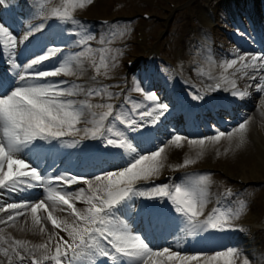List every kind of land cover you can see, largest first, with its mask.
Instances as JSON below:
<instances>
[{
  "label": "snow or ice",
  "instance_id": "snow-or-ice-1",
  "mask_svg": "<svg viewBox=\"0 0 264 264\" xmlns=\"http://www.w3.org/2000/svg\"><path fill=\"white\" fill-rule=\"evenodd\" d=\"M92 2L60 0L58 7L46 10L50 0H37L41 21L22 35L0 22V59L7 57L13 70L11 78L0 75V213H6L0 225L15 226L18 218L30 215V230L47 235L46 241L34 244L0 227V255L8 264H237L240 253L235 247L213 255L188 254L174 250L172 244L161 246L158 240L183 233L199 236L203 245L213 244L215 234L236 230L233 222L243 203L233 210L218 201L206 214L210 174L181 183L172 177L156 181L165 168L168 148L179 149L187 142L203 150L206 141L215 144L235 136L242 144L248 118L228 131L213 125V135L189 138L164 126L171 114L169 103L141 83L131 91L140 93L142 101L125 95L119 105L93 104L92 98L110 101L122 95L109 92L111 86L100 84L97 77H107L115 65L118 53L107 45L123 32L109 31L97 41L101 47L94 49L95 35L73 16ZM69 22L82 30L73 32L78 38L71 41L80 50L65 54L69 42L62 25ZM86 61L95 72L94 86L57 79L77 75L74 69H82ZM219 67L220 75L209 76L214 82L203 94H192V100L203 101L205 95L220 91L245 99L254 89L264 106V53L237 52ZM244 77L255 83L241 90L237 79ZM76 96L84 99H73ZM231 103L225 100L220 106L227 112ZM164 135L167 140L161 138ZM65 148L89 158V168L56 172L52 166L51 171L42 167L45 157ZM194 163L185 158L170 167L179 170ZM231 195L230 189L223 193L225 199ZM5 197L13 202L5 203ZM57 212H66L71 219ZM243 264L250 261L245 258Z\"/></svg>",
  "mask_w": 264,
  "mask_h": 264
},
{
  "label": "rangeland",
  "instance_id": "rangeland-1",
  "mask_svg": "<svg viewBox=\"0 0 264 264\" xmlns=\"http://www.w3.org/2000/svg\"><path fill=\"white\" fill-rule=\"evenodd\" d=\"M93 0L91 5L86 6L84 9H77L74 11L73 16L80 20L82 24L86 26L96 37L95 40L91 42L94 49L101 47L97 41L101 36L105 35L113 29H119L123 32V35L117 36L113 39L110 45H107L112 51L117 52V60L113 67L110 68L108 76H99L97 80L100 84L111 86L108 88L109 92L116 93L115 88H122L125 86L122 95L119 97H113L110 101L107 99H101L99 97L92 98L91 102L93 104L111 102L117 105L124 101L125 95L137 100L142 101L143 96L140 93L133 92L131 89L136 83H141L145 90L155 91L157 95L161 97V100L165 102L164 93L171 83V79L174 77L172 75L173 71L171 69L172 65H175L178 74L181 75L182 79H191L195 88H185L180 87L176 90L190 91L194 93H204V90L209 84H212V77H218L217 75H208L211 70H206L203 74L197 77L193 76V72L201 70L203 63L207 62L209 58L213 56L217 51L222 49H227L232 51L233 49L239 47V40H244L246 42V50L248 53H264V15H258L259 11L255 6L264 4V0H246L244 4L238 0H230V3L225 4L219 3V0ZM225 1V0H224ZM252 3L254 6V12L252 16L248 12V5ZM60 5V0H50V3L46 6V10H50L52 7H58ZM260 7V6H258ZM231 8V11L236 15L237 21L242 24L243 29L237 28V32H233L231 29L236 30V26H232L231 23L222 21V10ZM196 10H200L202 14H209L210 18L213 20L214 26L207 27L203 32L199 29L202 25V21L199 19H186V17L196 15ZM39 6L34 0H3L0 3V22L4 25H16L20 21V25L16 27L15 32L20 35L23 34L24 30L32 24H38L41 21L39 16ZM219 12V16L216 14ZM144 13H148L151 17H144ZM204 16V15H203ZM83 17L91 18L92 20H86ZM95 18H108L110 23L107 27L94 21ZM193 18V17H192ZM186 20L188 24L185 25ZM52 23V21H49ZM222 23V24H221ZM221 24V25H219ZM66 29L68 46L64 47L65 54H71L79 51L80 49L71 44L74 38L73 32L82 31L78 29L77 25L69 24L62 25ZM205 27V26H204ZM183 30V31H182ZM206 30V31H205ZM202 33V37L200 36ZM241 34L244 38L239 39ZM182 34L183 37L187 38L185 42L179 40V35ZM139 36L144 37V43H139L137 38ZM183 37H181L183 39ZM208 37V39H206ZM210 39V40H209ZM207 40V41H206ZM208 42V46L202 47L201 44ZM248 43V45H247ZM210 45V46H209ZM192 51V52H191ZM98 59V56H97ZM7 57L4 59V63L1 65L0 75L7 77H12L13 70L11 66L6 62ZM133 60L135 65L130 69L127 67V61ZM215 68L219 67L220 63H216ZM74 71L77 75L66 76L67 78L74 77L77 79H85L86 82H78L77 84H82L85 86H94L95 82L91 80V77L95 75L94 69L86 61L84 67L75 68ZM166 72L168 74L169 83L167 84L162 77V73ZM239 75V74H238ZM64 79V78H57ZM125 80V83H120L119 80ZM71 82L69 79H64ZM174 81V80H173ZM239 84V81H237ZM176 83L173 82V87H176ZM245 87L242 86L241 90ZM250 91V90H249ZM251 95L249 98L238 99L233 98L230 106H235L232 112H217L216 116L202 115V119L198 122L197 126H201L200 130L202 135H205V128H209L214 131V127L218 126L223 131H228L235 127L238 123L248 118V131L245 140L240 144L238 136L232 139L230 154L223 158V162L220 166H206L198 167L197 169H186L185 174H190L191 178L177 176L174 181L180 183L185 180H195L202 174H215L219 176L216 181L218 185H222L220 178H224L225 188L232 185L230 188L231 192L234 194H239L242 199H250L257 196L258 203H264V177L259 181L247 180L243 181V175L252 165L257 164L260 161H264V106L261 105V94H258L252 89L250 91ZM75 100H83V96L73 97ZM174 100H168L169 105H173ZM185 103H189L191 106L197 101L187 100ZM183 102V103H184ZM235 103L237 105H235ZM172 107V106H171ZM170 107V108H171ZM99 111V109H97ZM244 114V115H243ZM242 115V116H240ZM172 122L164 121V125L168 130H175L189 138H194V135L185 131V127L189 126L186 122L180 121V114L173 117ZM168 120V119H167ZM167 140V136L161 137ZM240 145L237 147V145ZM172 148H168L167 159L174 156L172 153ZM252 149L254 151V161L247 163L243 158V153ZM70 148H65L60 151L56 156L45 157L42 167L55 168L56 172L65 169L63 162L65 159L73 161L74 167L78 169H87L89 166H82L83 160L81 159V153L76 152V154L71 155L69 152ZM234 152V153H231ZM167 161V160H166ZM181 163V162H180ZM237 165L240 172H235ZM52 166V168H50ZM264 166V165H263ZM179 170H173L172 168L165 167L163 169L160 178H163L164 173L180 172ZM198 171V175L195 176L194 173ZM55 174V173H53ZM159 178V179H160ZM158 179V180H159ZM162 182V181H160ZM158 182V183H160ZM245 182V184H243ZM213 185V182H211ZM240 191V193H238ZM40 198H43L42 196ZM13 202L5 197V203ZM19 202V201H15ZM242 202H240L241 204ZM80 207L83 205L80 204ZM236 209L239 206H235ZM11 211V210H9ZM57 216L63 217L65 219H71L66 212H57ZM6 216V213H0V217ZM29 216V215H28ZM27 216V217H28ZM261 219L255 224L257 227L264 228V210L261 213ZM25 217H20L17 219L15 226L7 227L0 225L6 229H11L12 231H17L20 233L25 229L24 223L21 224L20 220ZM51 226V225H50ZM51 231H53L51 227ZM59 231V230H56ZM60 235L65 236L66 234L61 232ZM40 241L44 237H38ZM184 234L178 233L175 236H171L167 241L162 238L158 240V244L161 246H167L170 242L171 244L183 245ZM215 243L210 244L209 251L215 252L219 250H224L227 247L234 246L232 243H222L219 237H215ZM34 243V240H29ZM259 241V240H258ZM257 247V245H256ZM259 250L263 248V245H258ZM249 247L245 248V255L248 259L252 261H258L254 255L249 252ZM187 252L185 250H180ZM191 254L190 252H187ZM253 263V262H252ZM0 264H8L7 258L0 257ZM15 264V261H14ZM45 264H51V262H45ZM258 264H264V261Z\"/></svg>",
  "mask_w": 264,
  "mask_h": 264
},
{
  "label": "bare ground",
  "instance_id": "bare-ground-1",
  "mask_svg": "<svg viewBox=\"0 0 264 264\" xmlns=\"http://www.w3.org/2000/svg\"><path fill=\"white\" fill-rule=\"evenodd\" d=\"M239 2H241L242 4H244L246 2V0H238ZM251 1V0H250ZM210 3H213L212 0L209 1ZM227 2L230 3V0H219V3H223L225 4ZM222 10V18L223 21L225 22H229L232 24V26H236V30L235 29H231L233 32H237V28L243 29L242 24H240V22L237 21L236 15L231 11V8H226V9H221ZM196 15L194 16H189L186 17V19H199L200 21H202V25L199 29L203 32L204 29H206L207 27H211L214 26L215 24L213 23V20L210 18V15L207 14H202L200 12V10H196ZM248 12L250 13V15L252 16V12H251V8L250 5H248ZM261 15H264V4L261 6L260 11L258 12ZM219 16V12L217 11L216 13ZM204 15V16H203ZM193 17V18H192ZM188 20H186L185 25L188 24L187 22ZM221 23V24H222ZM219 24V25H221ZM7 25V24H6ZM20 25V21L18 22V24L16 25H7L10 26V30H15L16 27H18ZM205 26V27H204ZM183 31V30H182ZM206 31V30H205ZM201 37H202V33H200ZM239 35V39L244 38L240 33ZM183 37L182 34L179 35V40L182 41L183 43L185 42V40L187 39L186 37L183 39L181 38ZM206 39H208V37H206ZM210 40V39H209ZM207 41V40H206ZM204 42V44H201L202 47H206L208 46V42ZM239 47L233 49L232 51H228L227 49H222L221 51H217L216 53L213 54V56L211 58H209L207 60V62H205V64L203 63V68L201 70H197L196 72H193V76L197 77L198 75L203 74L204 71H208L211 70L210 73H207L208 75H217L219 76L221 73V69L220 67L215 68L214 66L217 65L216 63H221L224 59L226 58H232V55L239 52L240 54L243 53H248V51L246 50V42L244 43V40H239ZM248 45V43H247ZM210 46V45H209ZM192 52V51H191ZM232 70H229V72H231ZM162 77L165 80V82L168 84L169 83V79H168V74L166 72L162 73ZM183 77L181 75L178 74V79H177V86L173 87L172 85V81L171 83H169V86L167 87V90L164 93V97H165V102L168 103V100L173 99V105H176L177 103H179L177 105V107L170 112L171 114L168 115L167 119L168 120H163L164 121H177V120H173V117H176L178 114H180V121L182 122H186V124H188L189 126L185 127V131H187L188 133L194 135V138L197 137H201V136H210L214 134L213 130H210L209 128H205V135H202V131L200 130L201 126H197L198 122L200 121V119H202V115H208V116H216L217 112H221L224 109L220 108L218 109V111H215V108L217 105H221L223 101V99L220 98L221 95V91L216 93L215 98L210 97L209 94L205 95V99L203 101H197L196 103H194V105L192 107H190L184 114L180 113V104L181 102L187 101V100H191V96H192V92H190L189 90L187 91H183V90H176L177 88L180 89V87H187V88H195V86L193 85V82L191 79H182ZM237 81H239L238 87L240 89H242V86H244L245 88H247L249 83H255L252 81H249L247 77H244L242 79H237ZM214 81H212L213 83ZM252 92V89H249ZM204 104V106L202 108H200L199 110H196L195 106L196 105H201ZM171 106V105H170ZM185 106V103L182 105V107ZM208 107V110L205 111L204 108ZM235 107L234 106H228L227 110L232 112L233 109ZM262 114H264V110H262L261 112ZM244 115V114H243ZM242 116V115H240ZM231 143L232 140L229 141L228 139H222L219 143H211L206 141V146L204 147L203 150H201L198 146H190L187 142H183V147L182 148H172V153H174L173 157H170V159H166L167 161H165V167L171 168L170 166L172 165H177L180 162L183 161V159L185 158H193L196 160V163L188 166L187 168H183L181 169L182 171L180 172H176L174 174V172H172V178L173 180L179 176L181 174V176L184 177H188L191 178L190 174H185L184 173L188 170V169H197L198 167H206V166H214V167H218L222 164L223 162V158L226 155L230 154V150H231ZM69 152L71 153V155H75L77 150L76 149H71L69 150ZM219 153V154H218ZM234 153V152H231ZM57 155V154H56ZM54 155V156H56ZM168 158V157H167ZM243 158L247 161V163H251L252 161H254V151L252 149H248L243 153ZM81 159L83 160V164L82 166H90L91 161L89 160V158H87L86 156H84L83 154H81ZM252 165V163H251ZM264 161H260L255 165H252L251 168H249V170H247V172L244 173L243 175V181H247V180H255V181H259L261 180L262 177H264ZM63 166L65 167V169H68L70 171L76 172V171H81L83 169H78L76 167H74L73 161L69 160V159H65L63 162ZM236 170L235 172L239 173L240 169L237 165H235ZM187 169V170H186ZM199 170V168L197 169ZM195 176L198 175V171H196L194 173ZM210 178H211V182H213V185L210 184L209 186V203L207 204V206L205 207V213L207 214L208 212H210L213 208H215L217 206V202L219 201L222 205L225 206H229L231 208H233V210L236 209L235 206H240V202L243 203L244 208L242 210L241 215L239 216L238 219H236L233 223L235 225L236 230L233 231H229L226 233H217L215 234V237H219L221 239H225L222 240V243H232L234 244V246H230V247H235L238 252L240 253V256L237 258V264H243V260L245 258H247V256L245 255V248L249 247L248 252L251 255H254L256 258H258V261H252L250 259H248L250 261V264H258L264 261V228H260L257 227L255 224L258 222L259 219H261V213L264 210V203H258L257 202V196H255L254 198H250V199H242L240 197L239 194H234L233 195L227 197L226 199L223 196V193L230 189L233 185V183L231 185H229L228 188L223 187L222 185L224 184V178H220L222 185L220 183V185H218L216 183V181L219 179V176L215 175V174H210ZM245 182L243 184H245ZM158 183V182H156ZM181 183V182H180ZM238 193H240V191H238ZM77 207H80V204L77 205ZM25 222V223H24ZM20 223L25 225V229H23L20 233H17V231H12L11 229H6L5 233L6 234H10L12 237L16 238V239H25V240H34V244L35 243H41L47 240V235L46 234H40L38 232V230L36 231H32L31 229V217L30 215L28 217H25L23 219L20 220ZM133 230H135L136 225L132 224L131 225ZM45 227L48 230V234H51V226L50 223H47L45 225ZM39 236L44 237L42 240L40 241L38 240ZM184 243L183 245H178V244H172L174 247V250H185L187 252H190L191 254H193L194 252H198V251H203L204 253H206L207 255H213L215 252L209 251L210 245H203L201 243H198L199 241V236H185L184 235ZM259 240V241H258ZM168 244H171L170 242ZM257 245V247H256ZM258 245H263V248L261 250H259ZM226 250V248L224 249ZM0 257H3L2 255H0Z\"/></svg>",
  "mask_w": 264,
  "mask_h": 264
}]
</instances>
